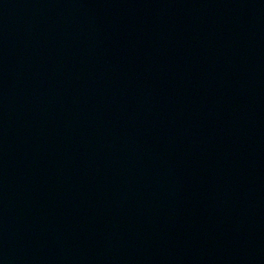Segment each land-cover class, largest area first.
<instances>
[{"label": "water", "instance_id": "95a60500", "mask_svg": "<svg viewBox=\"0 0 264 264\" xmlns=\"http://www.w3.org/2000/svg\"><path fill=\"white\" fill-rule=\"evenodd\" d=\"M0 264H264V0H0Z\"/></svg>", "mask_w": 264, "mask_h": 264}]
</instances>
